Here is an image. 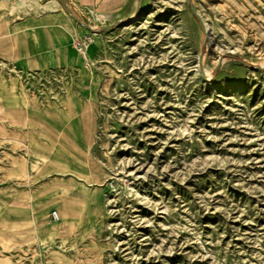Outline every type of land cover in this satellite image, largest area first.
Segmentation results:
<instances>
[{"label": "rangeland", "instance_id": "1", "mask_svg": "<svg viewBox=\"0 0 264 264\" xmlns=\"http://www.w3.org/2000/svg\"><path fill=\"white\" fill-rule=\"evenodd\" d=\"M51 12L62 62L0 59V264H264V0H0Z\"/></svg>", "mask_w": 264, "mask_h": 264}, {"label": "crops", "instance_id": "2", "mask_svg": "<svg viewBox=\"0 0 264 264\" xmlns=\"http://www.w3.org/2000/svg\"><path fill=\"white\" fill-rule=\"evenodd\" d=\"M62 21V14L53 12L14 24L0 21V59L26 69L62 62L65 41ZM37 136L38 132H34L36 141ZM31 151L38 153L36 148Z\"/></svg>", "mask_w": 264, "mask_h": 264}, {"label": "built area", "instance_id": "3", "mask_svg": "<svg viewBox=\"0 0 264 264\" xmlns=\"http://www.w3.org/2000/svg\"><path fill=\"white\" fill-rule=\"evenodd\" d=\"M54 216L57 218V215H56V213H54Z\"/></svg>", "mask_w": 264, "mask_h": 264}, {"label": "bare ground", "instance_id": "4", "mask_svg": "<svg viewBox=\"0 0 264 264\" xmlns=\"http://www.w3.org/2000/svg\"><path fill=\"white\" fill-rule=\"evenodd\" d=\"M56 213V215H57V219H58V214H57V212H55Z\"/></svg>", "mask_w": 264, "mask_h": 264}]
</instances>
